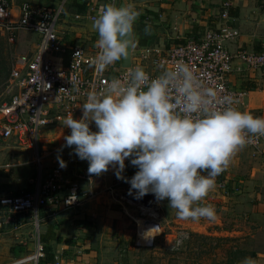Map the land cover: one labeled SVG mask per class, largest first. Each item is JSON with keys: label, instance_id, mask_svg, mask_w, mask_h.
<instances>
[{"label": "clouds", "instance_id": "obj_1", "mask_svg": "<svg viewBox=\"0 0 264 264\" xmlns=\"http://www.w3.org/2000/svg\"><path fill=\"white\" fill-rule=\"evenodd\" d=\"M140 15L134 5L109 3L94 18L91 27L98 35V51L91 66L96 72L129 59ZM145 33H150L148 27ZM239 103L183 61L161 66L154 78L136 67L91 89L79 119L72 113L63 119V127L71 130L64 136V146L88 161L90 175L114 168L117 178L130 184L128 194L135 199L151 193L157 202L167 200L180 220L215 222L217 210L203 201L215 190L216 177L264 137V117L241 111ZM126 160L138 169L130 179L123 174ZM58 161L67 167L62 157ZM159 227L145 233L149 242L148 234ZM182 240L183 234L176 246ZM242 264L257 262L246 257Z\"/></svg>", "mask_w": 264, "mask_h": 264}, {"label": "built area", "instance_id": "obj_2", "mask_svg": "<svg viewBox=\"0 0 264 264\" xmlns=\"http://www.w3.org/2000/svg\"><path fill=\"white\" fill-rule=\"evenodd\" d=\"M232 7V0H221V25L218 28L207 31L198 40L167 49H145L133 59V66L129 70L142 67L154 78L159 75L161 66L172 67L177 61H183L206 82L218 86L223 94L234 95L241 103L245 93L235 91L229 85L233 64L238 60L242 63L238 67L239 71L246 67L261 71L264 75V52L239 49L233 54L228 50V44L239 37L238 32L229 25ZM101 10L91 7L86 14H76L73 21L92 24ZM66 20L63 9L54 10L44 5H24L15 16L12 1L0 0V32L8 44H15L21 32L39 37L34 51L11 61L6 83L9 97L0 100V141L32 152L38 166L42 161L41 144L45 131L62 122L69 113L74 118L82 115L81 107L91 89H99L105 81L122 78L129 71L120 66H111L103 73L96 72L91 66V60L98 51L95 48L96 41L88 45L65 46L59 32ZM58 55L67 56L65 67L56 66ZM245 149L250 150L253 157L264 156V137ZM95 177L87 170L84 180L90 182ZM216 189L221 196H229L226 180H219ZM58 204L65 211H75L81 207L82 199L79 190L76 187L67 189L58 172H55L52 177L38 182L32 192L1 198L0 210L14 216H26ZM46 256L45 245L37 238L34 251L26 262L44 264Z\"/></svg>", "mask_w": 264, "mask_h": 264}, {"label": "crops", "instance_id": "obj_3", "mask_svg": "<svg viewBox=\"0 0 264 264\" xmlns=\"http://www.w3.org/2000/svg\"><path fill=\"white\" fill-rule=\"evenodd\" d=\"M11 1L15 16L18 15L20 8L24 5H44L54 10L63 9L67 20L61 25L59 36L63 44L70 47L76 44L88 45L90 42L96 41L97 33L92 29V24L73 21V17L76 14H80L78 12L82 7H86L87 11L91 7L101 10L109 3L117 5L120 0ZM124 1L127 4L133 5L131 4L132 0ZM232 2L233 7L230 10L231 18L229 25L238 32L239 37L235 42L228 44V50L233 54L239 49L264 52V0H232ZM220 4L221 0H157L155 2L134 5L141 12V15L134 26L135 50L133 52V59L145 49H167L176 44L198 40L207 31L215 30L221 25ZM146 27L150 29L149 34L145 33ZM55 60L57 67H65L68 63L66 55H58ZM233 66L234 70L229 76V85L233 90L245 93L239 109L257 117H264L263 73L247 69L244 66L245 69L239 71L238 67H241L242 63L238 60L234 62ZM0 146L2 148H4L3 146H12L19 149L14 144H7L1 141ZM21 151L26 154L32 153L25 150ZM247 151L250 153L249 158L254 161V166L250 173L252 186L247 190L242 186V181L237 182L238 180H234L230 174L223 175L222 180L227 181L229 196L220 195L221 197H219L218 195L217 201H214L209 196V203L219 201L228 203L234 200V196L240 194L248 196L249 201L256 203V199H259L262 195L264 196V156L253 157L250 150ZM241 156L242 153L240 152L235 157L232 165L237 164L238 167ZM33 157L32 161L36 163L34 154ZM127 162L128 160L125 161L126 166ZM21 166L24 167V170L29 169L25 172L31 174L32 169L29 167L28 162H25ZM137 171L138 169L135 168V172L132 175H135ZM55 172L48 177H52ZM123 174L126 177L130 176L127 174L126 167ZM59 175L63 184L70 181L69 178H65L60 173ZM84 175L79 177L82 180V185L84 184L85 186L84 189L82 188L83 191H80L82 193V204L79 209L65 211L62 205L58 204L39 210L41 214L37 216L41 217V220L39 221V217H37L38 221L37 219L36 221L42 224H39L41 228L37 238L40 239L46 248L47 256L44 264H54L57 262L60 264H102L100 254H102L103 240L99 236L100 230L97 231L94 228V221L97 220L99 227H101L104 222L108 223V221H113V218H118V212L121 209L118 206H111L113 208L112 211L110 210L111 208L108 209L106 203L107 200L109 201V197L107 196L111 195L113 197L112 201L120 204L118 201L119 195L123 193L125 197L128 193L124 190L125 182L117 178L115 169L112 167L107 173L96 176L90 182L84 180ZM29 183L31 185L25 184L21 188L22 190H11L9 193L1 190L0 199L3 197L21 196L27 192L34 191L36 185L32 186L33 180H30ZM243 185L245 186V184ZM128 187H130V184H128ZM111 203L113 204V202ZM111 203L110 205H112ZM212 204L210 203V205ZM256 208H259L261 213L252 214L251 220L245 223L250 230L241 231L240 235L255 239V250L253 252L256 255V262L257 264H264V201L260 207L253 206L251 210L257 212ZM102 211L104 213L110 211L107 215L110 218H103L104 214ZM179 223L188 227L199 226L198 223L193 224L191 221H179ZM205 223L209 224L210 222L205 221Z\"/></svg>", "mask_w": 264, "mask_h": 264}, {"label": "rangeland", "instance_id": "obj_4", "mask_svg": "<svg viewBox=\"0 0 264 264\" xmlns=\"http://www.w3.org/2000/svg\"><path fill=\"white\" fill-rule=\"evenodd\" d=\"M0 34L6 41L5 36L1 32ZM97 39L98 35H96L95 40ZM38 42L39 37L37 35L27 32H21L18 41L13 45L6 41L10 64L15 57L32 51ZM119 63L117 62L113 66L116 68ZM8 97L6 83L0 85V100H5ZM81 116L79 115L76 119ZM92 130H97L94 124ZM70 133L71 130L63 127L62 122L52 125L45 131L41 144L42 161L40 166L32 161L34 159L32 153L26 154L12 146H3L4 148L0 146V191L4 190L9 193L11 190H22L21 188L25 184H30V180H33L32 186H35L57 171L65 178L70 179L64 184L67 189L76 187L82 196L80 191H83L85 186L82 185V180L79 177L84 175L89 163L86 160H80L74 154L73 148L64 146V136ZM241 153V161L238 167L237 164H233L228 171H225L228 173L224 172L216 177V186L217 182L222 180L223 175L230 174L234 180H238L237 182L242 181L245 184L242 186L249 190V187L252 186L250 173L254 161L249 158L250 153L247 149ZM58 156L66 162V168L60 166ZM25 162L30 165L31 174L25 172L29 169L24 170V167L21 166ZM133 176L127 178L130 179ZM128 184L125 182L124 190L126 193H129ZM215 191L209 196L217 201L218 195L221 196L216 188ZM107 197H109V201L107 200L106 203L108 209L111 206H118L121 210L118 212V218H113L114 220L108 221V223L104 222L101 227H99L97 220L94 221V228L97 231L100 230L99 236L103 240L102 254H100L102 264H228L230 260L228 251L231 247L236 246L247 252L255 250V239L240 235V232L250 230L245 223L251 220L253 213L260 212L259 208H256L257 212L251 209L253 206L260 207L262 205L263 195L256 199V203L249 201V197L244 196V194L234 196V200L228 203L210 202L217 210V220L209 224L205 223L204 220L191 221L193 224H199V226L193 227L179 223V221L184 220L177 218L174 209L170 210L167 200L152 203L150 208L157 213V218H154L156 221H152L148 214L145 215L141 211L140 204L128 200L123 193L118 197L120 204L114 203L111 195ZM208 198L204 200L206 204H210ZM112 209L110 210L112 211ZM109 213L110 211L103 212V218H110L107 216ZM40 214L41 211L37 214L14 216L8 212L0 211V264H30L26 260L32 254L35 238L40 233L42 223L37 222V217H39L37 215ZM40 220L41 217H39ZM159 225L160 229L153 230L148 234L149 237H152L150 241H153V245L149 246L151 242L145 238V233L150 228ZM181 234H183L182 243L176 246V241L181 237ZM192 235H198L201 238H192ZM215 238L217 240H214ZM224 239L235 241L230 243ZM246 257H236L234 264L242 262Z\"/></svg>", "mask_w": 264, "mask_h": 264}, {"label": "trees", "instance_id": "obj_5", "mask_svg": "<svg viewBox=\"0 0 264 264\" xmlns=\"http://www.w3.org/2000/svg\"><path fill=\"white\" fill-rule=\"evenodd\" d=\"M86 12H87L86 7L84 8L82 7L78 13L86 14ZM9 66H10V60H9L8 45L6 44V41L0 34V85L7 83V80L9 78ZM126 171H127V174L130 176L135 172V167L131 165L130 160H128L127 162ZM13 197H16V196H13ZM196 237L201 238V236L192 235V238H196ZM205 239H208V238H205ZM214 240H217V239L215 238ZM224 240L230 243L235 241L232 239H224ZM228 252L230 254L229 256L230 260L228 264H234L236 257L238 256L252 257L256 260V255L254 252H247L246 250H240L236 246L231 247ZM237 264H242V262H237Z\"/></svg>", "mask_w": 264, "mask_h": 264}, {"label": "water", "instance_id": "obj_6", "mask_svg": "<svg viewBox=\"0 0 264 264\" xmlns=\"http://www.w3.org/2000/svg\"><path fill=\"white\" fill-rule=\"evenodd\" d=\"M157 0H132L131 4L136 5V4H141V3H147V2H155ZM122 3H125L124 0H120L117 5L115 6H120ZM119 66L121 69L124 70H129L133 66V53L130 55L129 59L127 61H123L119 63ZM128 200L133 201L134 203L137 204H142L145 207H152V203L156 201L155 196L153 194H148L142 199H135L134 196L127 194L125 196Z\"/></svg>", "mask_w": 264, "mask_h": 264}, {"label": "bare ground", "instance_id": "obj_7", "mask_svg": "<svg viewBox=\"0 0 264 264\" xmlns=\"http://www.w3.org/2000/svg\"><path fill=\"white\" fill-rule=\"evenodd\" d=\"M141 205V211L145 214V215H149L151 218L152 221H156L154 218H157V213L154 209L150 208V207H145L144 205L140 204ZM160 229V228H159ZM138 244L139 241H138Z\"/></svg>", "mask_w": 264, "mask_h": 264}]
</instances>
